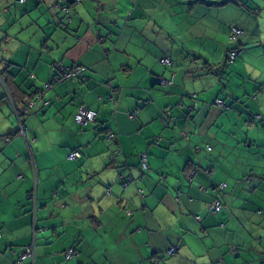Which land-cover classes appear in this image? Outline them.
Instances as JSON below:
<instances>
[{
	"label": "crops",
	"instance_id": "0c3cea01",
	"mask_svg": "<svg viewBox=\"0 0 264 264\" xmlns=\"http://www.w3.org/2000/svg\"><path fill=\"white\" fill-rule=\"evenodd\" d=\"M227 3L0 0V70L18 111L52 84L24 135L0 105V264L30 245L35 264H264V127L252 119L264 117V0ZM232 26L245 34L229 42ZM54 63L83 68L84 83L53 82ZM170 75L171 88L156 82ZM50 105L71 124L86 106L96 122L45 126Z\"/></svg>",
	"mask_w": 264,
	"mask_h": 264
},
{
	"label": "trees",
	"instance_id": "16d2710c",
	"mask_svg": "<svg viewBox=\"0 0 264 264\" xmlns=\"http://www.w3.org/2000/svg\"><path fill=\"white\" fill-rule=\"evenodd\" d=\"M18 1H19V0H18ZM23 1H24V0H23ZM23 1H22V2H23ZM235 1H236V0H228L227 2H235ZM19 2H20V1H19ZM71 3H74V4H75V3H76V0H71ZM234 28H238V29H240V28L237 27V26H232V27L230 28V35H229V37H228L229 42H234V41L238 40L239 38L243 37L244 34H245L244 31H243L242 29H240V30L242 31V36L237 37V38L231 40L232 30H233ZM240 52H241V51H240L239 48L229 50V51H228V55H227V60H226V62H227V63H232V62H234L237 58H239V56H240ZM231 53H235V54H236V56L233 58V60H230V54H231ZM163 60H166L168 63H162ZM159 63H160L161 65H163L164 67H166V68H169V67H172V66H173L172 62H171L168 58H162V59H160V62H159ZM227 63H225V64H227ZM53 67H54V69L56 70V77L53 79V82L71 81V82H77L78 84H83L84 81H85V78H84V76H83L84 69L81 68V67H76V66L65 67V66H63L62 64H59V63H54V64H53ZM224 67H225V66H224ZM67 71L69 72V74H72V76L67 77L66 74H65V73H67ZM0 75L4 78V84H3L2 82H0L2 88L4 87V88H3V91H4V90L6 89V79H7V76L5 75V71H2V70H0ZM215 75L219 76L217 73H215ZM161 79H163V80H167V81H171L172 84H171V85H165V86H164V85H161V84H160V80H161ZM156 82H157L161 87H163V88H171V87L173 86V76L170 75L169 79H166V78H163V77H160V76H159V77H157ZM51 87H52V84H44L43 87H42L41 89L37 90V91L34 93L32 99L27 100V101L25 102V104H24L25 106L22 107L21 112L18 111L17 107L15 106V102H14V100L12 99V97L10 96V94L8 93L7 89H6V91L4 92V94L2 95V98L0 99L1 102H2L3 100H4V102L1 103L0 105H1V106H2V105H5L6 108H8L9 110H12V117H13V118L16 117V118H18V121H19V122H24V120L26 119V117H27L28 115H30V114H29V113H30L29 110H30V109H33L34 107H36V105H37L40 101L43 100L44 95H45V92H47L48 90H50ZM37 97H40V98H39L38 100H36ZM10 100H11V102H12V106H11V104L9 103ZM218 100H220V101L222 102V105H221V106H217V105H216V101H218ZM189 101H190V104H189V107H188V108H189L190 110L195 109V108L197 107V101L195 100V97L191 96V97L189 98ZM32 102H35L34 107H31V106L29 105V104L32 103ZM1 106H0V107H1ZM214 106H216V107H218V108H220V109H222V110H227V109H229V107H227V106L225 105L224 101H223L222 99H219V98H217V99L214 100ZM13 108L15 109V111H14ZM81 108H84V109H86V110H88V111H91V112L95 113V118H94V120H93L92 122H90V123H86L85 125L76 123V121H75V116H76V114L78 113V111H79ZM0 110H1V108H0ZM20 113H22V114H20ZM20 115H22V116H20ZM97 115H98V114H97V112H96L95 110L90 109V108H88V107L82 105V106H79V107L77 108L76 112L73 114V122H74L75 125L78 126L79 128H81V129H86L87 127H89L90 125H92V124H94V123L96 122ZM127 115H128L129 118H134V116H135L134 114H130V116H129V114H127ZM21 117H24V119H21ZM252 119H253V121L255 120L256 122H261V123L263 124V127H264V117H262V116H254V117H252ZM164 121H165V120H164ZM25 131H26V127L23 126V127L20 129V131H18V134L24 135V134H25ZM100 133H105L104 138H105L106 141H108V142H113V140H114V138H115V134L111 133L107 128H106V129H102V130L100 131ZM6 139H9V138L6 137ZM156 142H157V140H156ZM193 150H194L195 153H198L200 149L196 146V147L193 148ZM206 150L210 151L209 146L206 147ZM72 153H76V154H78V158H80V153H79V152L74 151V152H71L70 154H72ZM116 153L119 154V150H117ZM70 154H69V155H70ZM69 155H68V157H69ZM142 156H145V159H146V155H145V154H142V155L140 156V166H141V169H142L143 171H147V169H148L147 162H146V167H145V168H143V166H142ZM68 157H67V159L70 160ZM78 158H77V159H78ZM77 159H75V160H77ZM70 161H74V160H70ZM110 162H112V158H110ZM197 169H198L197 166H193V167H191V168L189 169L188 173H189L190 178L194 175V173L197 171ZM158 179H159V181H160L161 183H166V184L168 183L167 177L164 176V175H163V176H159ZM128 183H129V179L123 181V182H122V186H123L124 188H126L127 185H128ZM221 185H225V184H219L218 187H216V189H218L219 191H224L226 185H225L224 187H222ZM107 191H109V194H110V190L107 189ZM107 191H106V194H107ZM109 194H107V195H109ZM216 202L219 204V211H214V210L211 208L212 205H213L214 203H216ZM222 208H223V207H222V205L220 204V201H219V200H214L211 204H209V205L207 206V211H208L209 213L216 214V213L220 212V211L222 210ZM24 248H25V247H24ZM24 248H23V249H24ZM70 249H73L74 252H75V255H76V251H75V249H74V248H70ZM172 249L176 250V252L174 253V254H176V253H177V249H176V248H172ZM172 249H171V250H172ZM66 251H67V250H66ZM66 251H65V252H66ZM169 251H170V250H169ZM65 252H64V258H65ZM21 253H22V252H21ZM20 255H21V254H20ZM20 255L18 256V258H17V260L14 262V264H17V263H18V260H19ZM168 255L171 256V255L169 254V252H168ZM172 256H173V255H172ZM65 260H66V258H65ZM262 261H264V254H263V257H262ZM23 264H30V261H29V260H25V261L23 262Z\"/></svg>",
	"mask_w": 264,
	"mask_h": 264
},
{
	"label": "built area",
	"instance_id": "2783aa9c",
	"mask_svg": "<svg viewBox=\"0 0 264 264\" xmlns=\"http://www.w3.org/2000/svg\"><path fill=\"white\" fill-rule=\"evenodd\" d=\"M20 2H22L23 0H19ZM82 0H76V3H80ZM242 36V31L238 28H234L232 30V36H231V40L237 38V37H240ZM236 56L235 53H231L230 54V60H233V58ZM162 63H168L166 60H163ZM67 77H70L72 76V74H69V72L67 71V73H65ZM0 82H2L4 84V78L0 75ZM160 84L161 85H171L172 82L171 81H167V80H163L161 79L160 80ZM40 97H37L36 100H38ZM9 103L11 104L12 106V102L11 100L9 101ZM34 104L35 102H32L30 103L29 105L31 107H34ZM216 105L217 106H221L222 105V102L220 100L216 101ZM14 109V108H13ZM15 111V109H14ZM95 118V113L91 112V111H88L84 108H81L78 113L76 114L75 116V121L76 123L78 124H83L85 125L86 123H90L94 120ZM70 160H75L78 158V154L76 153H72L69 155L68 157ZM142 166L143 168L146 167V159H145V156H142ZM222 187H224L225 185H221ZM107 194H109V191H107ZM30 198L34 199L35 198V195L34 193H31ZM214 211H219V204L216 202L212 205L211 207ZM176 252V250L172 249L169 251V254L172 256L174 255V253ZM73 256H75V252L73 249H68L66 252H65V258L66 260H70ZM25 260H29L30 261V264H35V250H34V247L33 246H26L20 257H19V260H18V263L17 264H23V262Z\"/></svg>",
	"mask_w": 264,
	"mask_h": 264
},
{
	"label": "rangeland",
	"instance_id": "374dc122",
	"mask_svg": "<svg viewBox=\"0 0 264 264\" xmlns=\"http://www.w3.org/2000/svg\"><path fill=\"white\" fill-rule=\"evenodd\" d=\"M228 0H224V2H227ZM230 4H232L231 2H228L227 3V5H230ZM230 14V16L232 15L231 13H229ZM226 17H228L227 16V14L226 13H223L222 15H220V18H226ZM253 69L254 68H256L257 67V64L255 65H252L251 66ZM60 85H65L66 83H65V81L64 82H62V83H59ZM57 86V85H56ZM55 86V87H56ZM52 91V90H51ZM50 91V92H51ZM0 94H4V91H3V88H2V86H1V84H0ZM2 107H5V105H2ZM61 111H63L62 109H60V108H54L52 105H50V107H48L47 108V113L49 114V116H48V118H47V121L44 123L45 124V126H49V127H54V128H57V129H59V127H60V129H61V127L63 126V127H67V129H69L71 126H72V124H74V126L75 127H78V126H76L75 125V123H72L71 124V121L68 119V117H66L65 116V114L63 113V112H61ZM11 112H12V110H11ZM41 111H39V113H40ZM51 114V115H50ZM8 116V118L7 119H5V120H8V119H10L12 116L11 115H7ZM34 116V115H33ZM4 112L2 113V112H0V119L2 118L3 120H4ZM29 117V116H28ZM29 124H32L33 126H36L37 125V122L36 121H32L31 123H29ZM54 136H55V140H57V138H56V133L55 134H53ZM57 136L59 137V135L57 134ZM59 141H61L62 143H69L70 141H68L67 139H66V137L64 136V140L61 138V139H58ZM63 147H65V146H63ZM67 149L66 148H58L57 150H56V152H57V154H58V158L60 159V158H63V155L65 154V152H67L66 151ZM40 176V175H39Z\"/></svg>",
	"mask_w": 264,
	"mask_h": 264
},
{
	"label": "water",
	"instance_id": "95a60500",
	"mask_svg": "<svg viewBox=\"0 0 264 264\" xmlns=\"http://www.w3.org/2000/svg\"><path fill=\"white\" fill-rule=\"evenodd\" d=\"M14 119H15V122H16L17 131H20V129L24 126V122H19L18 118H16V117H14Z\"/></svg>",
	"mask_w": 264,
	"mask_h": 264
}]
</instances>
